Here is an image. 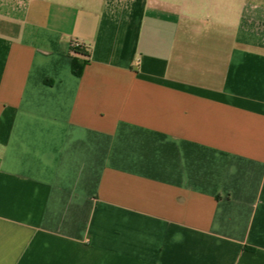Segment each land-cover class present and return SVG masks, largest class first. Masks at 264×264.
<instances>
[{"label":"crops","instance_id":"crops-1","mask_svg":"<svg viewBox=\"0 0 264 264\" xmlns=\"http://www.w3.org/2000/svg\"><path fill=\"white\" fill-rule=\"evenodd\" d=\"M38 1L0 0V264H264V0Z\"/></svg>","mask_w":264,"mask_h":264},{"label":"trees","instance_id":"trees-1","mask_svg":"<svg viewBox=\"0 0 264 264\" xmlns=\"http://www.w3.org/2000/svg\"><path fill=\"white\" fill-rule=\"evenodd\" d=\"M72 50L74 54L71 58L70 70L73 75L80 77L89 63L90 52L77 44L72 45Z\"/></svg>","mask_w":264,"mask_h":264},{"label":"rangeland","instance_id":"rangeland-1","mask_svg":"<svg viewBox=\"0 0 264 264\" xmlns=\"http://www.w3.org/2000/svg\"><path fill=\"white\" fill-rule=\"evenodd\" d=\"M32 2V3H35V1H38V0H29V2ZM89 1V0H88ZM44 8L48 9L49 5L51 3H55V2H59V3H62V4H68V3H71L72 0H39L38 1ZM37 3V2H36ZM74 3L80 5V0H74Z\"/></svg>","mask_w":264,"mask_h":264}]
</instances>
